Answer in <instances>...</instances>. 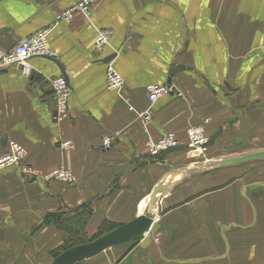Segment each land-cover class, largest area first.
<instances>
[{
	"label": "crops",
	"instance_id": "0c3cea01",
	"mask_svg": "<svg viewBox=\"0 0 264 264\" xmlns=\"http://www.w3.org/2000/svg\"><path fill=\"white\" fill-rule=\"evenodd\" d=\"M78 1L0 0V49L49 27L47 47L71 88L68 117L55 122V64L33 57L0 73V156L8 141L26 152V175L0 169V264H54L83 245L72 242L133 223L166 176L192 168L190 126H205L211 161L264 151V0H101L90 20L55 23ZM101 29L112 35L96 51ZM107 58L118 91L106 88ZM31 72L47 84L31 85ZM168 79L175 91L149 104L146 88ZM167 133L179 146L149 158L146 141ZM58 166L73 184L32 178ZM230 167L185 176L158 199L146 234L75 264H264V163Z\"/></svg>",
	"mask_w": 264,
	"mask_h": 264
},
{
	"label": "built area",
	"instance_id": "2783aa9c",
	"mask_svg": "<svg viewBox=\"0 0 264 264\" xmlns=\"http://www.w3.org/2000/svg\"><path fill=\"white\" fill-rule=\"evenodd\" d=\"M101 0H79L74 6L64 10L55 18L56 22H71L75 15L79 14L84 19L90 20L92 16V8ZM50 28H44L40 32L22 38L10 50L4 51L0 49V73L9 70L14 65L25 63L28 59L33 57L49 56L53 53L47 47V37ZM111 31L108 29L98 30L93 42V48L96 51H101L111 39ZM105 85L109 91H118L123 86V80L120 74L115 70L113 64L108 62L105 68ZM50 89L54 96L55 110L53 119L55 122H60L68 117V99L71 94V88L62 77L50 83ZM174 88L171 85L148 86L146 88V98L149 104L154 103L158 98L172 94ZM139 120L147 125L152 119L150 111L138 113ZM186 148L188 152H200L205 150L209 138L206 133L204 125L190 126L186 129ZM118 137V132L102 138V150H109ZM70 146L69 142L61 143V148ZM179 146V142L173 133H167L158 140H147L146 149L148 157L151 159H158L161 155L175 149ZM7 152L0 156V169L7 166H17L22 175H26V168L22 163L25 158V150L13 141L6 143ZM40 178L47 181H58L66 184H73L74 177L69 170L63 166L51 170L48 174L41 176L37 172L32 173V178ZM149 231V229H148ZM145 232L144 234H146Z\"/></svg>",
	"mask_w": 264,
	"mask_h": 264
},
{
	"label": "water",
	"instance_id": "95a60500",
	"mask_svg": "<svg viewBox=\"0 0 264 264\" xmlns=\"http://www.w3.org/2000/svg\"><path fill=\"white\" fill-rule=\"evenodd\" d=\"M51 63L55 64L61 72V77L67 82V77L63 70V67L57 62L54 56H41ZM111 58L104 60L105 63H108ZM182 69V67H173L170 74ZM31 85L36 84L38 88H43L47 81L44 80L42 76L36 72L30 73ZM167 85H171L170 79L166 82ZM50 95V92H47ZM54 116V114H53ZM254 161H264V151L252 152L242 156L222 159L216 162L208 163L202 166L192 167L190 169H179L175 171L174 174L166 176L165 180L158 184V186L153 190L152 195L146 205V208L143 212V215L136 219L133 223L122 228L121 230L111 233L93 243L81 245L74 247L64 253H62L54 262V264H75L82 261L86 257L102 252L108 247L132 241L139 236L143 235L148 231L152 220L155 217V206L157 207V201L161 196H164L168 190L173 186L180 183L185 176L190 174H197L206 172L208 170H216L224 167H230L235 165H240L244 163L254 162Z\"/></svg>",
	"mask_w": 264,
	"mask_h": 264
},
{
	"label": "rangeland",
	"instance_id": "374dc122",
	"mask_svg": "<svg viewBox=\"0 0 264 264\" xmlns=\"http://www.w3.org/2000/svg\"><path fill=\"white\" fill-rule=\"evenodd\" d=\"M204 151L201 154H200V152H192L193 154H196L197 156H194V155L191 156L192 153L188 152V155H189L188 156L189 157L188 167H197V166L205 165V163L208 164V163L216 162V161H211L210 160V158L214 157V156H208L207 154H205ZM242 155H245V154H243V152L240 150V152L229 154V156H223V158H221V160L222 159H227V158L238 157V156H242ZM263 163H264V161H254V162L244 163V164H240V165H235L234 167H230V168H228L226 170L235 169V168H247V167H250L252 165L263 164ZM221 170H225V169L208 170V171L205 172V174H211V173L218 172V171H221ZM84 243L88 244V243H92V242L89 241V242H84ZM83 245H86V244H83Z\"/></svg>",
	"mask_w": 264,
	"mask_h": 264
},
{
	"label": "trees",
	"instance_id": "16d2710c",
	"mask_svg": "<svg viewBox=\"0 0 264 264\" xmlns=\"http://www.w3.org/2000/svg\"><path fill=\"white\" fill-rule=\"evenodd\" d=\"M81 244H84V241L78 240V241L72 242L69 245V248L74 247V246H77V245H81Z\"/></svg>",
	"mask_w": 264,
	"mask_h": 264
},
{
	"label": "bare ground",
	"instance_id": "6f19581e",
	"mask_svg": "<svg viewBox=\"0 0 264 264\" xmlns=\"http://www.w3.org/2000/svg\"><path fill=\"white\" fill-rule=\"evenodd\" d=\"M193 155H194V156H197L196 154H193V153H192L191 156H193ZM205 164H206V163H205Z\"/></svg>",
	"mask_w": 264,
	"mask_h": 264
}]
</instances>
